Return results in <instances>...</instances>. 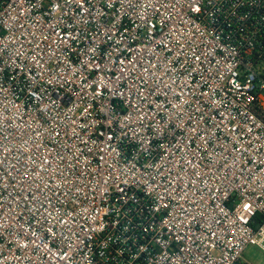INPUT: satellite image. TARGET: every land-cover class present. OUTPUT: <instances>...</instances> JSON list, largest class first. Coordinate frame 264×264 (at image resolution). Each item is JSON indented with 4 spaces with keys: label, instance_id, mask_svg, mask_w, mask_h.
<instances>
[{
    "label": "built area",
    "instance_id": "obj_1",
    "mask_svg": "<svg viewBox=\"0 0 264 264\" xmlns=\"http://www.w3.org/2000/svg\"><path fill=\"white\" fill-rule=\"evenodd\" d=\"M251 245L264 0H0V264H251Z\"/></svg>",
    "mask_w": 264,
    "mask_h": 264
},
{
    "label": "rangeland",
    "instance_id": "obj_2",
    "mask_svg": "<svg viewBox=\"0 0 264 264\" xmlns=\"http://www.w3.org/2000/svg\"><path fill=\"white\" fill-rule=\"evenodd\" d=\"M244 258L251 264H264V252L258 246H249Z\"/></svg>",
    "mask_w": 264,
    "mask_h": 264
},
{
    "label": "trees",
    "instance_id": "obj_3",
    "mask_svg": "<svg viewBox=\"0 0 264 264\" xmlns=\"http://www.w3.org/2000/svg\"><path fill=\"white\" fill-rule=\"evenodd\" d=\"M258 220H259L260 222H263V219H261V218H258Z\"/></svg>",
    "mask_w": 264,
    "mask_h": 264
}]
</instances>
